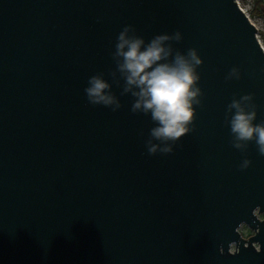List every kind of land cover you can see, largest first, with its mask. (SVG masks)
Listing matches in <instances>:
<instances>
[{
    "label": "water",
    "instance_id": "95a60500",
    "mask_svg": "<svg viewBox=\"0 0 264 264\" xmlns=\"http://www.w3.org/2000/svg\"><path fill=\"white\" fill-rule=\"evenodd\" d=\"M125 25L179 30L203 61L171 153L148 154L117 83L116 112L85 98L90 76L112 82ZM244 94L264 120V46L237 0H0V264H264V156L224 124Z\"/></svg>",
    "mask_w": 264,
    "mask_h": 264
},
{
    "label": "clouds",
    "instance_id": "9594fccd",
    "mask_svg": "<svg viewBox=\"0 0 264 264\" xmlns=\"http://www.w3.org/2000/svg\"><path fill=\"white\" fill-rule=\"evenodd\" d=\"M182 38L177 30L156 34L146 41L131 25H125L111 53L115 64V70L109 72L112 82L98 73L87 79L83 89L89 104L113 112L121 108L112 91L113 82L120 86L121 96L130 95L131 112L149 117L152 124L145 141L149 155L171 153L173 145L193 130L196 107L202 105L197 68L203 61L195 48L181 52L173 47V42ZM240 78L238 67H232L225 76L226 80ZM256 119L257 105L252 94L234 97L226 105L224 124L229 129L232 147L245 152L249 143L254 142L259 155L264 156V120L256 123ZM250 164L245 158L239 168L247 169Z\"/></svg>",
    "mask_w": 264,
    "mask_h": 264
},
{
    "label": "rangeland",
    "instance_id": "374dc122",
    "mask_svg": "<svg viewBox=\"0 0 264 264\" xmlns=\"http://www.w3.org/2000/svg\"><path fill=\"white\" fill-rule=\"evenodd\" d=\"M237 2L257 25L259 41L264 46V0H237ZM257 214L264 216V213Z\"/></svg>",
    "mask_w": 264,
    "mask_h": 264
}]
</instances>
